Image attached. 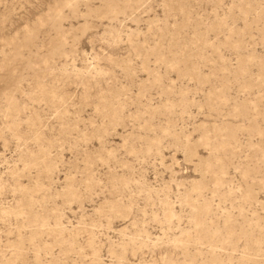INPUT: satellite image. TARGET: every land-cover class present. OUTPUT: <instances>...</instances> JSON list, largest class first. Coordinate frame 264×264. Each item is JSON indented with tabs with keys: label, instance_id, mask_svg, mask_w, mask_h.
<instances>
[{
	"label": "rangeland",
	"instance_id": "374dc122",
	"mask_svg": "<svg viewBox=\"0 0 264 264\" xmlns=\"http://www.w3.org/2000/svg\"><path fill=\"white\" fill-rule=\"evenodd\" d=\"M0 264H264V0H0Z\"/></svg>",
	"mask_w": 264,
	"mask_h": 264
}]
</instances>
